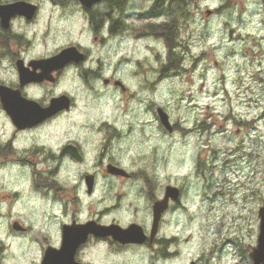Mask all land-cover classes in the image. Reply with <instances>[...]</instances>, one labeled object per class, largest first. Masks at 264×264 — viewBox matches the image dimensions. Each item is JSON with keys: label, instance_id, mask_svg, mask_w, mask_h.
I'll use <instances>...</instances> for the list:
<instances>
[{"label": "flooded vegetation", "instance_id": "af4514ba", "mask_svg": "<svg viewBox=\"0 0 264 264\" xmlns=\"http://www.w3.org/2000/svg\"><path fill=\"white\" fill-rule=\"evenodd\" d=\"M197 8L193 0H0V86L16 93L12 116L0 100L11 130L0 152L12 150L16 157L8 163L18 162L30 175L27 194L23 187L0 192L8 194L0 197V264H176L177 236L167 234L162 225L185 209L186 184L194 180L202 186L209 165L199 153L195 175L178 178L174 172L169 179L159 178L161 164L171 168L177 162L162 158L161 141L172 139L174 146L176 134L185 129L171 120L161 87L187 72L189 24ZM223 8L201 9V21L207 22L202 39L208 37L209 20ZM233 33L226 31L229 39H239ZM128 41L141 42L152 55V65L141 57L135 67L119 72L110 59L105 67L88 46H107L112 57L113 45ZM50 42L65 43L50 51ZM145 43L149 45L144 48ZM70 47L82 59L57 68L38 64ZM206 50L208 40L201 58L207 57ZM70 79L77 83L75 92L49 91ZM60 96L68 99V108L29 125L34 121L29 102L47 108ZM78 96L86 103L107 98L110 110L105 115L95 110L81 123L72 120L79 126L65 127L64 120L71 118L65 115L76 107ZM159 109L167 114L170 131L161 124ZM198 128L203 134L209 125ZM185 130L192 139L197 127ZM20 135L32 136L33 142L18 151L13 142ZM61 172L63 182L57 179ZM169 186L176 188V198L166 196ZM200 196L205 197L202 190ZM160 202L153 229L154 207ZM123 209L130 219H124ZM133 224L139 226V242L92 232L98 226L126 229Z\"/></svg>", "mask_w": 264, "mask_h": 264}, {"label": "rangeland", "instance_id": "374dc122", "mask_svg": "<svg viewBox=\"0 0 264 264\" xmlns=\"http://www.w3.org/2000/svg\"><path fill=\"white\" fill-rule=\"evenodd\" d=\"M193 3L194 8H198L189 24L192 40L184 61L189 67L187 72L178 74L161 89L163 102L169 103L166 109L171 120L185 129L196 126L197 130L192 139L187 136V130L179 131L175 145L171 146L174 148L170 147L172 139L161 141L162 158L170 156L177 162L171 168L168 163L161 164L157 173L160 179H169L174 172L178 178L195 175L193 164L200 153L203 162L209 165V176L202 186L194 180L186 184L185 209H178L162 227L167 234L177 236L176 264L192 261L196 264H252L249 253L256 245L257 214L264 204V81L259 79V76L264 77V6L260 0H193ZM222 5L221 12L208 22V37L202 39L203 26L207 22L201 21V9L215 10ZM228 28L234 35H240L239 39H229ZM206 40L210 50H206V58H201ZM64 43L50 42L48 50H55ZM148 45L145 43L144 48ZM88 46L105 67L110 59L119 72L135 67L141 57L151 65L153 63L152 55L143 49L141 42L115 43L112 57L107 46L93 43ZM192 64L194 69L191 71ZM77 89V83L70 79L50 87L49 91L75 92ZM167 90L174 96L168 98ZM110 104L107 98L86 103V98L78 96L76 107L65 115L71 118L64 120V126H79L72 120L81 123L95 110L105 115ZM3 115L0 110L1 145L11 138ZM254 119L255 122H250ZM199 124L209 125L208 132L201 134ZM32 142V136L20 135L13 146L16 143L19 151ZM13 157L16 156L12 150L0 152L3 191L24 189L26 173L29 175L27 168H15L8 163ZM29 157L34 155L30 153ZM58 178L61 182L66 180L63 172L57 175ZM201 190L204 198L200 196ZM5 195L8 194L1 193L0 197ZM96 195H100V191ZM123 211L124 219H130L126 209Z\"/></svg>", "mask_w": 264, "mask_h": 264}, {"label": "water", "instance_id": "95a60500", "mask_svg": "<svg viewBox=\"0 0 264 264\" xmlns=\"http://www.w3.org/2000/svg\"><path fill=\"white\" fill-rule=\"evenodd\" d=\"M77 52L78 50L74 47L66 48L61 50L60 53L55 57L48 60H42L38 64L39 65L49 64L51 68H57L71 61H77L82 59V55L79 54L78 52L79 56H77L76 54ZM28 80L35 81L36 79L30 78ZM15 94L16 93L13 92L11 93V91L8 88L0 86V100L2 102V108L9 116H12L11 99L14 98ZM29 104L33 107V112L31 114V117H33L34 121L29 124L32 125L39 120H44L50 117L51 115L55 114L57 111L63 108H68V99L65 96L54 98L51 100L47 108H39L33 102H29ZM158 111H159V116L161 117V124L170 131L171 125L168 121L167 114L163 112V110L161 109H159ZM116 171L122 172L119 169ZM177 194L178 192L176 188H173L171 186L167 187L166 196H171L173 198H176ZM161 204L162 202L156 203V206L154 207L153 225H152L153 229L157 228V224L159 221V212H160L158 211V209ZM258 218H259V227H258L259 232L256 239V246L251 249V252L249 253V257L251 258L253 264H264V204L258 210ZM137 229H139V226L134 224L130 225L126 229H122L116 225H111L108 227H103V226L95 227L92 229V232L104 231L107 233H111L115 238H118L121 242H139L138 236H140V234L139 233L138 235L136 234Z\"/></svg>", "mask_w": 264, "mask_h": 264}, {"label": "bare ground", "instance_id": "6f19581e", "mask_svg": "<svg viewBox=\"0 0 264 264\" xmlns=\"http://www.w3.org/2000/svg\"><path fill=\"white\" fill-rule=\"evenodd\" d=\"M18 165H19V163L18 162H13L12 163V167H15V168H17L18 167ZM30 178V175H27V173H26V178H25V184H24V188H25V190L27 191L28 190V179ZM3 191V189L1 188V186H0V192H2Z\"/></svg>", "mask_w": 264, "mask_h": 264}]
</instances>
